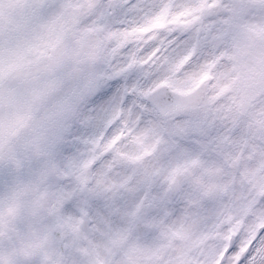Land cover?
I'll list each match as a JSON object with an SVG mask.
<instances>
[{"label":"snow or ice","instance_id":"obj_1","mask_svg":"<svg viewBox=\"0 0 264 264\" xmlns=\"http://www.w3.org/2000/svg\"><path fill=\"white\" fill-rule=\"evenodd\" d=\"M0 264H264V0H0Z\"/></svg>","mask_w":264,"mask_h":264}]
</instances>
